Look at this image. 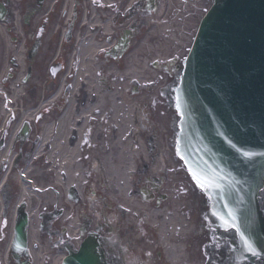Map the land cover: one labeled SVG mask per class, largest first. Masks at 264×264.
I'll return each mask as SVG.
<instances>
[{
	"label": "bare ground",
	"instance_id": "obj_1",
	"mask_svg": "<svg viewBox=\"0 0 264 264\" xmlns=\"http://www.w3.org/2000/svg\"><path fill=\"white\" fill-rule=\"evenodd\" d=\"M141 2L144 3V0H103L104 5L108 6V11L103 12L93 7L90 9L91 3H88L87 15L77 33L78 51L71 66L73 74L68 79L72 82L71 86L64 87L63 75L57 91L51 94L45 92L34 101L25 96L23 109L16 113L14 109L20 103V93L26 91L27 84L23 83V78L27 71V60L23 43H16V40L10 43L5 37L6 55L11 60L7 63L0 60V91L5 90L0 93V136L4 128H10V134L5 150L0 153V188L6 178L21 187L10 220H13L16 210L19 212L25 206L30 219L29 244L35 255H38L36 249L42 252L44 246L38 216L42 211L60 207L65 210L64 219L70 220L69 210L73 205L66 200V195L75 189L79 196H100L112 207L113 219L118 217V213L125 219H139L145 215L158 223L173 264H180L183 259V251L177 245L176 238L178 234L186 236L191 223L169 212L180 202L179 197L175 196L167 205L158 207L143 202L132 190L131 184L135 169L147 161L145 145L137 132L138 126L146 130L144 121H147V117L139 108L154 96V89L151 88L163 79L152 69V62L158 69L163 67L176 50L177 43L186 42L187 36L180 32L189 20L191 2L195 3L196 0H165L164 6L150 19L152 24L127 59L117 62L118 65L113 64L107 56L113 50L114 43L106 40L120 35L117 32L118 19L113 18L114 9L118 6L122 13ZM0 36L4 37L2 28ZM12 60L15 64H12ZM167 68L170 69V66ZM101 72L107 73L103 82L98 80ZM136 82L144 86L142 96L138 98L127 93L129 84ZM146 85L149 89L145 88ZM41 87L40 83L32 86L37 93ZM68 88L70 103L67 110L57 118L54 126L48 125L47 121L41 135L32 140L33 144L38 143L31 165L22 172L10 171V159L15 149L11 143L21 125H30L38 114L58 107L62 90L66 96ZM137 91L140 92L139 89ZM3 94H6L4 100L1 99ZM15 118L17 121L11 126ZM99 120L104 124L103 133L106 136L102 138L99 134L92 137L91 142L81 144L82 137L90 133V126ZM76 135L78 141L72 144ZM95 165L103 168L101 181L107 183L103 195L95 187L97 180H85L91 176ZM5 167L8 168L2 175ZM5 205H8V201ZM81 206L85 208V204L81 203Z\"/></svg>",
	"mask_w": 264,
	"mask_h": 264
},
{
	"label": "water",
	"instance_id": "obj_2",
	"mask_svg": "<svg viewBox=\"0 0 264 264\" xmlns=\"http://www.w3.org/2000/svg\"><path fill=\"white\" fill-rule=\"evenodd\" d=\"M178 156L222 228L264 247V0H215L175 89ZM26 131L24 132V134ZM199 186V185H198ZM28 217L16 227L18 241ZM72 264L71 260L67 261Z\"/></svg>",
	"mask_w": 264,
	"mask_h": 264
},
{
	"label": "flooded vegetation",
	"instance_id": "obj_3",
	"mask_svg": "<svg viewBox=\"0 0 264 264\" xmlns=\"http://www.w3.org/2000/svg\"><path fill=\"white\" fill-rule=\"evenodd\" d=\"M88 3H91L90 9L93 7L100 11H108V6L104 5L103 0H0V28L3 29L4 35H7L10 43L14 40L16 43H23L24 56L29 66L30 56L36 43L40 40L45 42L50 31L51 34L54 31L52 27L56 25L60 34L59 52L62 56H66L72 49L66 52V47L73 45V38L87 15ZM5 40L6 38L0 36L1 61L9 59L5 51ZM13 62L15 64V61ZM179 69L180 67L176 66V73L170 75L167 85L159 89L154 108L147 109L145 112L149 127L144 130L143 136L150 141L149 144L151 143L147 151L153 157L162 156L164 153L159 137L163 135L172 138L176 129L178 117L165 95L167 88L176 80ZM154 115H159L158 120L161 125L167 127L164 130L165 134L160 133L158 127L160 124L153 120ZM14 124L15 120L12 121L11 126ZM3 131L0 139H3L5 143L9 138L10 128ZM76 140H78L77 135L72 144ZM173 168L176 169L175 173L179 178L178 185H181L177 191L183 200L182 205L185 204L179 212L193 217L196 226L190 241L185 245L192 255L189 252L190 260L182 264H264V252L259 258L256 257L255 252L249 258L241 255L243 245H241L239 231L234 229L220 231L211 228L208 220L210 211L208 198L194 186L183 165ZM171 173V168L167 164L155 173L147 167L139 168L137 180L139 182L146 178L151 180L147 185L152 192L154 204L164 205L169 200L166 189L171 184ZM137 187L140 188L138 183ZM1 193L5 203L8 201V205L5 206L0 218V264H64L66 260L80 263L83 251L92 252L97 264H172L162 237L158 233H152L142 223L143 228L137 231L132 229L133 238H129V234H110L107 219H101L103 221L100 222H94L91 219L80 220L77 225L78 235L75 236L70 231L72 227H68L75 217L73 216L68 223H64L63 212L56 221H48L45 228L40 230L46 236L42 238L43 251L39 252V248L36 247L38 255H35L29 244V231L26 246H14L17 243L16 218L10 220V207L16 197L6 187ZM90 233L93 234L97 244L83 246L82 244L88 241ZM134 237L140 239L136 240ZM194 248H196L195 252Z\"/></svg>",
	"mask_w": 264,
	"mask_h": 264
},
{
	"label": "rangeland",
	"instance_id": "obj_4",
	"mask_svg": "<svg viewBox=\"0 0 264 264\" xmlns=\"http://www.w3.org/2000/svg\"><path fill=\"white\" fill-rule=\"evenodd\" d=\"M210 2H212V1L211 0H197V5H195V3L192 4L193 6L195 5L199 10H201V13H199V11L196 10V7H194L192 9V11H193L192 14L193 15L190 17L191 20L189 22L190 25L192 24L191 26H189V29H191V31H192V34H190V35H194V33L196 32V29L199 26V23L201 22V19L203 18V15L210 8V5H211ZM115 9L118 10L119 8L117 9L115 7ZM195 13H196V15H195ZM116 15L117 14L115 13L114 14V17ZM197 15L199 16L198 19H197V17H198ZM126 16H128V14H127V12H124L119 17V20H118L119 24L121 22H123L118 27V30L119 31L121 30V28H123L122 26L126 22V20H125V17ZM52 29H54L53 34L51 35V31H50V34L48 36V39L44 43V47H43V50H42L41 55L38 57V59L32 65L33 73H32V77L28 81L30 83V85H28V87H29L28 88V93H29L28 95H29V97H31V100H33V101L36 100L39 95L45 94V92L47 90V87L50 84V82H49L50 70L57 63L53 59L58 55L59 50H60V34H58V30H57L58 27L56 25H54L52 27ZM186 44H188V40L186 41ZM190 44H188L189 46L188 45H183L180 48V50L182 51L181 54H185V48L187 46L190 47ZM72 47H73V45H70V46L66 47V52H69ZM172 54H173V52L171 53V55L169 57H172ZM108 59H109V57H108ZM8 60L9 59H7V61ZM2 63H3V61H2ZM102 74L104 75V73H102ZM103 75L101 76V79L103 78ZM34 83H40L41 84L42 87L40 88V92L37 93L36 92V89H33L32 88V86H33ZM132 86L133 85H130L129 88H131ZM156 94H157V92H156ZM57 113L58 112L55 111V110L54 111H51L46 116L44 115L40 119L39 123H37V124L32 123L31 137L26 142H24L22 145H21V143H18V145H17V151L16 152L21 151L23 157H26V155L30 152V150L34 148V146L32 145V139L36 135H39L40 127H41V125L44 124L43 121L45 119H47V118H50V117L55 118L58 115ZM156 116L154 115L153 120L155 119ZM94 151H97V150H94ZM170 165H172V164L170 163ZM23 166H24V164L19 165L17 167L18 168V171H21L23 169ZM96 188L98 189V191H99V189H101V187L99 185H96ZM100 204H103V202L100 201ZM80 208H81V206L79 204L75 205V209H76L75 212H77V213L83 212ZM53 210H55V209H53ZM53 210H51L49 212H54ZM84 211L87 212V213H92L89 210V206H87L86 210H84ZM131 237L133 238V236H131ZM134 239L137 240V239H139V237H134Z\"/></svg>",
	"mask_w": 264,
	"mask_h": 264
},
{
	"label": "snow or ice",
	"instance_id": "obj_5",
	"mask_svg": "<svg viewBox=\"0 0 264 264\" xmlns=\"http://www.w3.org/2000/svg\"><path fill=\"white\" fill-rule=\"evenodd\" d=\"M197 182H198V185H199L201 188H204V183H201L199 179H197Z\"/></svg>",
	"mask_w": 264,
	"mask_h": 264
}]
</instances>
